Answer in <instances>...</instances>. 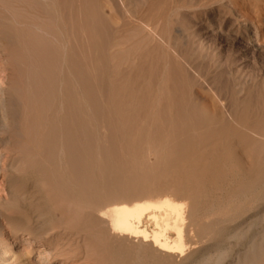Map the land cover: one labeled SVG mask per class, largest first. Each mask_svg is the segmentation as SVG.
Here are the masks:
<instances>
[{
  "label": "rangeland",
  "instance_id": "1",
  "mask_svg": "<svg viewBox=\"0 0 264 264\" xmlns=\"http://www.w3.org/2000/svg\"><path fill=\"white\" fill-rule=\"evenodd\" d=\"M14 1L16 0H0V26L7 28L4 31L6 35L0 32V78L13 51L18 52L20 66H24L23 62L26 60L32 61L30 66L25 67L34 76L37 60L32 46L38 43L37 38L47 41L50 51L55 47L60 48L58 68L63 67L62 70L57 68L56 95H53L46 107L41 139H31V133V137L28 136L25 141L19 137L23 151L4 154V150L11 145L8 130L10 122L4 116L5 113L0 115V198L6 201L9 199L7 187L1 186L2 175L6 171L2 169L7 167L8 170V166H19L23 172L16 175L21 176L22 181L32 184L40 178L52 179L50 169L56 175L60 174V154H92L95 159L93 168L97 167L96 169L101 163L97 161V158L100 159L98 156H103L108 161L101 163L108 168L116 155H123L129 160L136 153L135 158L144 164L157 159L161 155V141L168 134L171 124L177 123L181 99L184 100V112L188 114L183 121L184 127L196 135L201 132L195 125V118L198 117L222 119L223 124L234 129H237L239 122L264 129V0H93L99 16L106 21L104 30H101L99 23L84 21V0H72L73 7L65 4V0L62 4L57 0L60 7L54 5L51 11L58 17L57 22L53 21V25L51 24L53 34L19 23V20L32 22L33 19L23 15H19L22 20L18 18L17 15L22 11L14 3L21 4ZM22 5L27 7V1ZM66 7L73 8L71 16L74 38H70L69 48V37L65 32L70 28L59 19L66 20L70 15ZM16 9L20 10L19 13ZM59 11H64V16ZM27 13L23 12L25 15L31 14ZM34 13L32 12L31 18L38 17L36 13L37 16L34 17ZM39 19L40 17L36 21ZM43 20L45 19L42 18L41 22ZM44 23H48V20ZM85 26L92 28V34L89 33L87 39L81 33ZM143 26L147 29L152 27L151 32L141 30L144 29ZM19 33L21 34L18 35ZM100 33L102 37L98 38ZM54 34L53 39L51 37ZM9 36L13 38L11 52L5 50L4 40ZM52 40L59 42L54 43ZM80 72L87 73L91 83L92 102L89 107H85ZM4 88L5 85L2 86L0 82V93ZM17 93L21 95L20 92ZM70 93L82 112L87 108L86 124L91 137L87 143L84 141V145L79 143L78 151H73L74 153L67 148L64 132L71 123ZM191 111L195 113L194 116L190 114ZM261 151L251 147L246 154H234V159L240 162V166L244 164V170L253 164L254 172H251L250 178L245 179V171L243 173L242 169L240 175L243 176L238 173L233 176L232 185L230 182L226 184L238 189V186L244 184L252 186L264 182V151ZM56 185L57 194L54 192L55 187H52L54 193L43 200L49 205L48 208L60 211L57 218H63L61 224H57L48 233L44 244L20 234L11 235L7 228L0 240V264H88L89 261L92 262L89 264H106L104 248L99 245L95 231L89 229L90 218L70 205L67 208L64 195L67 185ZM260 199L262 197L256 192L222 200L220 198L213 204L218 207L217 204L220 203L218 209L214 211L213 206L202 207L200 213H203L205 221L233 217V221L225 224L228 228L221 233L222 241L230 238L229 234L232 236L238 231H243L241 234L246 235L249 232L247 236L251 237L257 231L254 225L264 226V199ZM55 201L60 203V207ZM9 203L7 209L16 211L18 204L11 201ZM9 241L13 244L8 245ZM27 242L29 245H26ZM235 243H238L239 249L245 245L241 240L228 241L217 247H209V254H219L221 249L236 252V249L232 250ZM204 252L202 250L196 254L190 264H198Z\"/></svg>",
  "mask_w": 264,
  "mask_h": 264
},
{
  "label": "bare ground",
  "instance_id": "2",
  "mask_svg": "<svg viewBox=\"0 0 264 264\" xmlns=\"http://www.w3.org/2000/svg\"><path fill=\"white\" fill-rule=\"evenodd\" d=\"M26 1L27 7L22 5ZM65 1L60 0L59 2H65L68 6H72V0ZM14 2H18L22 6ZM14 2V6L19 7L22 11L17 16H29L30 19H33L32 22H21L19 20V23L28 27L34 26L39 29L38 31H47L53 34L51 24L53 25V21L56 23L58 17L53 15L51 11L54 5H58L57 0H23V2L22 0L21 2L16 0ZM60 3L58 7H60ZM65 4L64 6H66ZM83 5L84 21L92 24L99 23L101 30H104L106 21L99 16L98 8L93 4V0H84ZM72 7L71 9L66 7L68 8L67 11H70L69 16L65 11L66 20L59 18L61 21L63 20L65 26L70 28L65 32V35L69 37L68 48L71 44L70 38H74ZM56 9L54 10L58 13V8ZM20 10H17V12ZM23 12H31V14L25 15ZM32 12L40 17L39 21H36L38 17H35L37 16L35 13L33 15L35 18L30 17ZM59 12L63 13L64 11ZM61 15L64 16V13ZM42 18L45 19L43 22H41ZM24 19L27 20L25 17ZM46 19L48 23H44L47 22ZM4 27L6 26H0L3 29L0 32H3V34L6 33L4 31L7 29H4ZM143 28L141 30L146 32L152 29V27L147 29L146 26H143ZM91 29L88 26L82 27L81 33L86 36V39ZM101 33L98 38L102 37ZM148 35L152 36L153 34ZM54 37L55 34L51 38L54 39ZM37 39L38 43L32 46L34 58L37 60L35 70H32L35 73L34 76H31L33 73L27 71V67H25V65L30 66L32 61L26 60V62H23L24 66H20L17 59L18 52H11L13 38L9 36L4 40L6 43L5 50L11 52L9 62H7L8 65L3 70L2 78H0L2 86L5 85L0 93V115L5 113L4 116L10 122L8 130L11 139V145L4 150V154L21 153L23 150L20 148L19 141L22 138L25 141L29 133L33 136H29L31 139L35 137L37 139L42 138L45 110L53 95H56V72L60 48L55 47L54 50L50 51L46 44L47 41L45 42L42 38ZM58 42L55 41L54 43ZM64 61L63 58L62 62ZM1 63L3 64V62ZM33 63L35 64V62ZM62 67L59 68L62 70ZM61 70L58 72L60 73ZM58 75L62 76V74ZM80 79L83 84L85 107H89L92 102L91 83L87 73L80 72ZM17 92H20L21 95L19 96ZM71 93L68 94L70 98ZM71 99V123L65 128L64 132L67 148L74 153L73 151H78L79 143L82 142L84 145V141L87 143L91 137H89L90 132L88 133V125L86 124L85 113L87 108L85 112H82L77 107L78 104L73 96ZM179 105L177 123L175 125L171 124L168 134L161 141V155L155 160H150L147 164L141 163V160L135 158L137 156L135 153V157L129 160L123 155H116L113 164L108 168L102 166L103 162L106 161L104 157L98 156L100 159L97 158V161L102 164L100 163V168L96 169L97 167L93 168L95 159L92 154H76L77 152L75 154H60L59 161L62 164L57 163L61 170L60 174L56 175L50 169V173L53 174L52 179L40 178L32 184L28 181H22L21 176L16 175L23 172L22 169H19V166L13 168L8 166V170L7 167L2 169L6 171L2 175L1 186L7 187L9 199L6 201L0 198V240L3 239L4 232L8 228L11 235L20 234L27 236L29 240L34 239L40 244L46 243L48 233L54 230L57 224H61L63 218L61 217L62 220L57 218L60 211L48 208L49 205L43 199L51 193L57 192L58 187L56 184L64 183V185H67L64 190L65 205H68L67 208H69V205L74 207L75 210L90 218V228H88L95 231L96 234L92 232L93 236L96 235V238H99V245L104 248L106 264H190L192 258L202 250L205 252L198 264H264V226L254 225L257 231L251 237L247 236L249 232L246 235L241 234L243 231H238L232 236L229 234L230 238L222 241L221 233L228 228L225 224L233 221V217L225 220L205 221L203 213H200L202 207H212L220 198L222 200L256 192L257 195L262 197L260 200L264 199V182L252 186L244 184V186H238V189L231 186L233 176L238 173L239 176H243L240 175L242 169L243 173L245 171V179H248L251 172H254L253 164L244 170L245 167L242 168L244 164L240 166V162L234 159V154H246V151L251 147L256 148L257 151H264V129L240 122L236 126L237 129H234L223 124L222 119L220 121L198 117L195 118V125L199 127L201 132L199 131L200 133L196 135L184 127L183 121L188 114L184 112L183 99L180 100ZM190 114L195 115L192 111ZM162 118L165 117L162 116ZM153 121L155 120L153 119ZM19 137L21 138L19 139ZM230 159L233 160L230 161ZM227 161H230V163L227 164ZM52 162L51 164H53ZM229 182L231 183L230 186L227 185ZM260 185L261 187H258ZM52 187H55L54 192ZM57 198H59L58 195ZM10 201L18 204L16 211L7 209L6 206ZM54 203L57 206L60 204L56 201ZM217 206H213L214 211L219 208L220 203ZM236 240L245 242L244 246L239 243L243 246L242 249H239L238 243H235L232 250L236 249V252L222 251L221 249L219 254H209V247H217L220 243ZM11 244L13 243L9 241L8 245ZM26 245H29V243L27 242Z\"/></svg>",
  "mask_w": 264,
  "mask_h": 264
}]
</instances>
